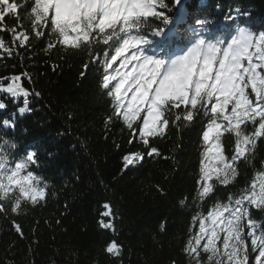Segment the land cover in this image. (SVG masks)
<instances>
[{
	"label": "trees",
	"instance_id": "trees-1",
	"mask_svg": "<svg viewBox=\"0 0 264 264\" xmlns=\"http://www.w3.org/2000/svg\"><path fill=\"white\" fill-rule=\"evenodd\" d=\"M9 2L17 4V10L12 14L5 6L0 21V82L6 85L5 77L20 75L21 84L39 96L29 97L31 110L17 114L15 128L2 134L15 144L13 158L35 154L32 169L47 187L42 200L33 204L24 198L15 211V193L0 197V264H196L186 250L199 234V219L194 217H207L217 203H228L264 173V137L257 139L247 160L235 162L238 175L232 183L213 179V191L201 199L208 149L203 134L210 120L199 106L191 121L183 115L175 119L173 113L182 114L184 105L166 113L168 124L162 131L158 127L160 134L148 137L145 146L135 121L129 129L114 114L113 98L102 86L103 68L94 58L105 46L50 47L56 39L50 29L37 36L32 28L34 0ZM157 4L156 11L169 22L148 17L138 34L150 40L142 45L144 53L166 65L200 41L225 48L242 31L254 37L264 34V0ZM157 29H163L159 37L153 35ZM14 33L28 39L21 44ZM5 102L9 107L0 110V120L21 106ZM222 132L223 155L231 162L235 136ZM152 147L157 151L149 155ZM138 155L142 158L126 164V156ZM248 210L264 230V208L252 205ZM244 231L248 264H254L257 253L251 249L248 229ZM113 243L118 253L108 251ZM199 264H209L202 249Z\"/></svg>",
	"mask_w": 264,
	"mask_h": 264
},
{
	"label": "snow or ice",
	"instance_id": "snow-or-ice-1",
	"mask_svg": "<svg viewBox=\"0 0 264 264\" xmlns=\"http://www.w3.org/2000/svg\"><path fill=\"white\" fill-rule=\"evenodd\" d=\"M175 2L178 4L179 0ZM5 6L7 12L16 13L17 4L0 0V21L4 19ZM157 6V0H34L30 19L37 36H43L44 29L55 35L50 47L56 43L74 49L82 45L88 49L96 44L105 46L94 58L103 68L102 86L113 98L114 114L121 116L129 129L141 113L145 114L141 121L143 128L136 133L145 146L149 144L148 137L160 134L158 127L162 131L168 124L166 113L184 105L182 114L173 113L175 119L180 120L183 115L184 120L191 121L199 106L210 120L203 134L208 145L201 169L205 186L199 195L203 199L213 191L210 183L213 179L221 184L235 180L238 175L235 162L247 160L257 139L264 137V75L257 71H264V34L254 37L242 31L226 49L206 47L200 41L186 55L166 66L164 60L145 55L142 45L150 40L138 34V26L148 17L169 22L155 10ZM162 33L163 29H157L153 35L159 37ZM14 35L21 44L28 39L23 33ZM2 47L4 43L0 40ZM4 80L9 83L0 82V95L4 96L0 99V110L9 107L5 99L21 105L0 120V197L7 199L10 192L15 193V211L24 198L33 204L42 200L47 185L32 169L37 164L35 154L13 158L11 149L15 144L2 134L15 128L17 114L30 111L29 97L39 93L31 92L28 84L22 85L20 75ZM248 125H252L251 131ZM222 129L235 136L231 162H226L221 148ZM156 151L152 147L149 155ZM124 159L126 163L132 162L131 157ZM252 205L264 208V173H258L249 188L230 196L228 203H217L207 217H194V221L199 219V234L189 241L186 250L196 264L200 249L208 253L209 264H248L245 228L251 237V249L257 253L254 264H264V230L249 217ZM0 211H4L3 204ZM108 251L118 253L119 249L113 243Z\"/></svg>",
	"mask_w": 264,
	"mask_h": 264
},
{
	"label": "rangeland",
	"instance_id": "rangeland-1",
	"mask_svg": "<svg viewBox=\"0 0 264 264\" xmlns=\"http://www.w3.org/2000/svg\"><path fill=\"white\" fill-rule=\"evenodd\" d=\"M240 36V35H239ZM239 36L237 37V39L239 38ZM232 44V43H231ZM231 44L229 45V46H231ZM207 46H210V45H206V47ZM228 46V47H229ZM250 51H251V49H250ZM177 60V59H176ZM244 62H246V60L244 61ZM243 62V63H244ZM140 115H142V118L140 119V118H138L136 121H135V123L137 124V126L139 125V127H140V130H142V128H143V125H142V123H141V121L144 119V118H146L145 117V114L144 113H141ZM132 158V162L131 163H126L127 165H131L132 163H134L137 159H136V156H132L131 157Z\"/></svg>",
	"mask_w": 264,
	"mask_h": 264
}]
</instances>
